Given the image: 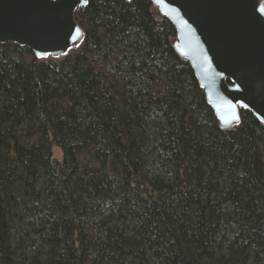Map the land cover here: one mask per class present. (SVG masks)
Returning <instances> with one entry per match:
<instances>
[{
	"label": "trees",
	"instance_id": "trees-1",
	"mask_svg": "<svg viewBox=\"0 0 264 264\" xmlns=\"http://www.w3.org/2000/svg\"><path fill=\"white\" fill-rule=\"evenodd\" d=\"M86 1L68 57L0 45V264H264V128H218L149 0Z\"/></svg>",
	"mask_w": 264,
	"mask_h": 264
},
{
	"label": "water",
	"instance_id": "water-1",
	"mask_svg": "<svg viewBox=\"0 0 264 264\" xmlns=\"http://www.w3.org/2000/svg\"><path fill=\"white\" fill-rule=\"evenodd\" d=\"M130 2L131 0H123ZM175 31L171 46L187 63L223 131L251 114L264 128V0H149ZM86 0H0V45L26 48L38 61L80 49L74 19Z\"/></svg>",
	"mask_w": 264,
	"mask_h": 264
},
{
	"label": "rangeland",
	"instance_id": "rangeland-1",
	"mask_svg": "<svg viewBox=\"0 0 264 264\" xmlns=\"http://www.w3.org/2000/svg\"><path fill=\"white\" fill-rule=\"evenodd\" d=\"M52 155L53 159L60 160V153L58 150L54 149Z\"/></svg>",
	"mask_w": 264,
	"mask_h": 264
}]
</instances>
